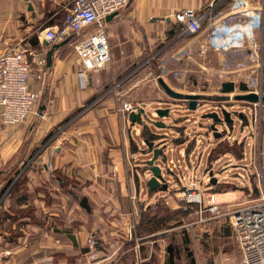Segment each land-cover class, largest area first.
I'll return each instance as SVG.
<instances>
[{"label":"rangeland","instance_id":"1","mask_svg":"<svg viewBox=\"0 0 264 264\" xmlns=\"http://www.w3.org/2000/svg\"><path fill=\"white\" fill-rule=\"evenodd\" d=\"M230 1L228 0L226 5ZM245 1L248 3L247 0L241 1L239 9L244 10L242 4ZM258 1L262 2L263 0H249L254 5ZM64 13L62 14L64 15ZM238 17H240L239 14ZM214 18H217L216 14H214ZM256 20L257 17L252 19L249 24L255 25ZM238 21L241 20L235 22ZM220 23L222 25L226 22L220 21ZM43 28L46 26L40 21L32 23L33 36L35 32L37 33ZM202 30L197 35L184 33L183 40L172 39V41L169 37H165L164 40L156 41L151 50H148L140 60L141 62L143 60V63H140L139 67L137 66L138 68L135 69L140 68L139 72L133 70L126 73L127 69H125L108 78L107 70H104L103 75L98 77L96 73H92L93 71L90 72L92 74L87 72L85 83L78 85L79 90L88 92L82 106L75 108L63 121L53 127L50 130L52 134L46 139L34 143L28 150L29 154L25 158L23 157V164L19 165L20 167H18V163L15 164L14 168H22L25 163L30 162L38 155L41 146L43 148L48 146L51 151L48 154L47 166L49 167L47 169L51 168L55 162V137L73 121L83 117L85 113L96 107L100 100H107V103L110 102L111 106L113 105L118 113L116 118L111 115L112 111L109 110L110 114L107 113V118L100 119L99 124H95L92 128L89 127L94 134L98 130L107 129V139H110L109 133L114 137L115 147L111 146L114 148V154L111 155L113 152L107 150V153H102L101 157L107 179L100 176L96 181L93 179H91L92 182L84 181L77 179V170H75V174L71 175L67 173L66 168L54 167L47 171V181L42 188L43 200L49 211L57 212L60 214L58 219H63L58 221L59 223L70 224L76 220L75 217L79 218V213L84 220L88 221L86 223L85 246L87 251L94 252L95 256L90 254L89 258L92 256L94 259L91 262L95 264H139L138 256L142 258L141 254H143L144 248L146 251L147 245L150 246L152 252L150 264H164L168 244H172L174 248L180 250L178 264H188L191 257L194 258L196 264L240 263V252L232 237L233 234L229 238H221L220 235L222 228L228 229L229 233L230 230L232 231L227 225L229 218L226 216V220L225 217L224 227L220 226L219 229L213 224L214 219L206 221L205 218H208L211 213L205 209L214 206L208 205L211 203L210 196L212 194L204 197L202 192L208 194L205 191L214 187L209 183L210 171L214 177L221 180L231 177L230 175L242 173L246 175L245 179L239 177L232 179L241 186H250L249 178H251L252 184L255 182L256 189L259 186L256 180L259 164L264 172V104L261 99L255 103L246 99H238L236 96L247 93H255L259 97L264 95V47L260 46V37L256 36L252 40V43L256 45L255 50H250L249 46V49L247 47L224 51L221 48L218 51L214 45L207 41L209 36H216L217 32H211L206 37L208 30L206 31L204 26H202ZM63 53L74 54L73 46L66 45ZM149 53H157V55L151 63L147 64L145 58ZM73 66L75 70H80L78 65ZM132 68L133 65L128 66L129 70ZM31 69L32 73L40 74L43 78L44 69L36 71ZM147 71L152 74L147 76ZM158 77L175 92L198 94L203 98L197 99L196 108L190 110L187 100L174 99L166 95L157 81ZM39 81L33 79L31 87L39 91L37 100L45 101L47 99L44 93L45 89L41 91V83L36 84ZM225 82H233L234 86L231 91L222 92V83ZM241 82L247 86L246 90L239 88ZM132 85L137 87L130 91ZM128 88L130 89L127 90ZM216 95L225 96L227 99H215ZM124 103L133 105L131 111L134 112L144 108V114L141 116L142 123L128 120V114L131 111L124 110ZM34 109H36L35 106ZM157 109H168V115L158 116ZM223 110L230 113L231 123L225 122ZM210 112H216L221 122L201 117L202 114ZM35 113H31L28 118L32 119ZM38 117L40 118V116L35 118ZM93 120L91 118L83 119L79 127L84 129L82 125H88ZM155 122H160L163 126L158 127L154 124ZM213 122L216 131L221 133L220 137L213 136V130L210 128ZM35 123V121L31 124L28 123L29 127H34ZM119 124L122 125L120 134L123 133L128 144L120 137L119 131L114 130L118 128ZM85 129L82 131L85 132ZM143 129L148 130L155 137L148 140L153 141L154 146L160 150L154 165L161 168L160 180L162 184H167L166 190L149 191L147 188V180L152 175L148 170L147 162L152 158V153L143 141L147 138L141 136ZM83 135L85 136V133ZM234 142H242L243 158L240 160L237 159L236 152L240 149L233 145ZM109 143H112L111 140ZM65 145H67L66 142ZM65 149L69 155L72 154L71 147L65 146ZM177 150H181V153ZM173 153L180 159L173 156ZM79 155L84 156L82 162L90 161L93 156V154L90 155L86 147L81 149ZM98 156L99 154L96 155V157ZM217 157L218 159H216ZM178 159L183 161L182 164ZM209 160L211 161L209 162ZM113 161H120L122 164L118 173L114 167L109 171V166L114 164ZM90 162L94 163V160L92 159ZM188 163L190 166L184 168V166H188ZM33 170L35 169L33 168ZM68 171L70 173L71 169ZM21 174L26 175L25 172H21L20 177H22ZM35 174L37 175L39 172H35ZM10 175L9 172L7 176ZM26 177L27 175L24 176V179ZM103 179H106V182ZM60 180H62L61 183ZM37 188L40 190V187ZM257 192L253 189L252 197L257 196ZM25 193L23 188H18L16 196L20 197ZM26 194L28 199L33 195V193ZM109 195H113V199H109ZM236 195V192H231L228 195H223L220 200L236 199ZM6 196L5 191L0 196L2 201ZM82 197H86L88 208L80 205ZM215 198L217 201L218 194H215ZM245 198H249V196L247 195ZM236 201L221 204L217 208L220 213H225L232 208ZM219 202L217 201V203ZM27 206L24 208H33V210L36 208L33 203H29ZM16 209L18 210V207ZM3 211L0 208V212ZM143 212L144 214L141 216ZM152 213H156L152 218L154 221L150 218ZM44 215L48 220V226L54 225L56 216L49 213ZM32 218L30 220L39 221L36 215ZM152 221L153 224L158 221L157 229L147 232L145 226L151 224ZM73 225L71 224L72 229ZM99 227L102 228V231ZM105 228H107L106 232H104ZM1 229L2 227H0ZM136 241L139 243V255L135 250ZM99 242L102 245L98 248ZM141 242L145 245L140 244ZM103 244H106V248Z\"/></svg>","mask_w":264,"mask_h":264},{"label":"crops","instance_id":"2","mask_svg":"<svg viewBox=\"0 0 264 264\" xmlns=\"http://www.w3.org/2000/svg\"><path fill=\"white\" fill-rule=\"evenodd\" d=\"M227 1L228 0H131L126 6L119 9L113 18L109 21L105 20L110 49V61L104 69L93 71L92 73H96L98 77L103 75L104 70H107L108 78L113 77V75L125 69H127L126 73L133 70L139 72L140 68L137 70L135 69L139 67L140 63H143V60L142 62L140 60L148 50H151L152 45L156 41L164 40L165 37H169L170 40H183L184 37L182 35L184 33L181 30L180 24L172 17L173 12L191 8L200 15L203 10L214 5L213 12L215 13L224 11L227 6ZM241 1L244 0H231L228 4V8L241 7ZM71 2L72 0H0V55L11 49H26V51H29L27 55L31 68L35 71L41 68L44 69L43 78L40 83L42 86L41 91L45 89L44 93L47 96V101H41V99L37 100L35 105L36 109H34V112H36L35 116H33L32 119L28 118V121L26 120L25 122L26 124H18L7 128L2 125L0 120V190L6 184V181L9 180V176L7 175L9 172L12 173L15 164L18 163V167L23 164L22 159L29 154L28 150L33 144L38 140L39 142L41 139L43 140V137H45L59 122L63 121L69 113L75 108L81 107L85 101V97H87L86 95L88 92L79 90L78 85L79 83L84 84L85 75L92 73L84 72L81 68H79L80 70H75L73 65H78L76 56L71 53H63V49L66 46L65 44L53 50L50 64L48 65L46 61L47 51L50 46L56 42L44 43V40H39L37 38L38 32L36 33V39L33 38L32 23L40 21L41 24H46L51 17L62 15V13L68 9ZM29 6H31V9H29ZM242 6L243 8H247L249 7V3L245 1ZM49 11H51V15L47 17L46 12ZM248 11L251 16V21L252 19H256V11L254 9ZM61 18L62 16H59L57 22H59ZM219 22L220 21L217 20L215 23L216 25H212V23L208 21L204 22V29H206V31L208 30L206 37L209 36L211 32L215 33V31H219L218 28L221 25ZM249 26H251V24H249ZM155 55H157V53H149L145 58V62L147 64L151 63ZM132 65V70H129L128 66ZM146 73L147 76L152 74L150 71ZM136 87V85H132L131 89L128 88L127 90L130 89L131 91ZM109 110L112 111L111 115H114L115 118L118 116V113L113 105L111 106L110 102L107 103V100H100L96 107L85 113L83 117L73 121L64 131L60 132V134L55 137L56 143L54 147L56 149V154L54 157V166H51L49 169L54 167L66 168L67 173L71 175L75 174V170H77V179L84 181L92 182L91 179L96 181L97 177L100 176H104L107 179V173H105L104 164L101 163V157L102 153H107V150L113 152L111 155L114 154V148H111V146L115 147L113 142L114 137L109 133L110 139H107V129L98 130L96 134H94L92 129L90 131V128L94 127L95 124H99L100 119L107 118ZM37 116H40V118H35ZM86 118L94 120L89 122L88 125H82L84 129L86 128L85 132H83L84 129L79 126L82 124L80 122ZM34 121L36 125L34 127H29L28 123L31 124L34 123ZM117 127L118 128L114 130L119 131L120 134L122 125L119 124ZM82 132L85 133V136ZM120 137L128 144V142L125 141L123 133L122 135L120 134ZM110 140L112 143H109ZM65 142L67 145H65ZM126 144L124 145L125 148L127 147ZM65 146L71 147V155L67 153ZM83 147H86L91 156L93 154L90 161L93 159L94 163L90 161L82 162L84 156L81 157L79 152H81ZM41 148L39 149L38 155L30 162L25 163L16 175L17 177L21 172L26 173V193H29V195L33 193V195L29 196V199L26 198L27 194L25 193L23 200L19 201L18 207H26L29 203L35 204L36 209L34 213L37 218H39V221H32L29 216L16 219L4 218L5 212L9 215H13L11 207L15 205L12 202L13 198L11 192L7 190L11 188L12 184L17 179L15 177L4 190V193L5 191L7 193L4 201L0 198V208L4 210L0 212V227H2L0 230V264H87V262H89V255L93 254L95 256L94 252L90 253L91 251H87L85 246L87 234L86 223L88 221L84 220L79 213V218L74 216L76 220H73L70 224L64 225L63 222L59 223L58 221L63 220L58 219L60 214L57 212H50L47 204L43 200L44 193L42 188L47 181L46 175L47 171H49V169H47V167H49L47 166V159H49L48 154L51 149L48 146L44 148L41 146ZM177 152L181 153V150H177ZM97 154H99L98 157H96ZM173 156L179 158L174 153ZM179 161L182 164L183 161ZM113 162V166H109V171L114 167L117 169L118 173L122 164L120 161ZM67 165H69V167H67ZM189 166L188 163V166H184V168ZM33 168L35 170H33ZM36 169L40 170L37 171ZM70 169L71 172L69 173L68 170ZM34 171L39 172V174L36 175ZM230 176L231 177L222 178V180L216 177V184H214V187L209 188L211 190L205 191L208 194L202 192L204 197L212 194L214 202L208 205L214 207H210V210L205 209L211 213L205 220L214 219L215 221H213V224L217 229H219L220 226L224 227V221H226L228 217V210L225 213H220L217 206L237 200L232 205L234 206L245 200V197L248 194H252V190L256 188L255 182L252 184L251 178H249L250 186H241L237 181L232 179L236 177L245 179V174L240 173L239 175ZM106 179H103V181L105 180L106 182ZM37 187H40V190ZM231 192L237 193L236 199H230L228 201L220 200L223 195H228V193ZM14 193V196H16V192ZM215 194H218L217 201L222 203H217ZM108 197L109 199H113V195H109ZM48 213L56 216L55 222H53L54 225L52 226H48V220L46 219V215H44ZM60 213L62 214L61 211ZM41 217H43V220H41ZM225 217L226 220H224ZM216 218L219 219L217 220ZM71 224H74L73 229ZM227 225L229 229H231L228 220ZM99 228L102 231V228ZM106 231L107 228L104 229V232ZM220 235L221 238H229L232 235V231L230 230L229 233L228 229L225 230V228H222ZM140 244L145 245L142 242ZM100 245L102 244L99 242L98 248ZM105 245L106 244H103L104 247ZM143 251V254H141L142 263L150 264L151 262L149 260L152 255L150 246L147 245L146 251L145 248ZM86 260L87 262L85 263Z\"/></svg>","mask_w":264,"mask_h":264},{"label":"built area","instance_id":"3","mask_svg":"<svg viewBox=\"0 0 264 264\" xmlns=\"http://www.w3.org/2000/svg\"><path fill=\"white\" fill-rule=\"evenodd\" d=\"M130 1L72 0L66 10L62 26L43 28L38 31L37 38L49 43L71 38L76 61L81 70L85 72L101 70L110 61L105 18L126 6ZM248 3V9L228 8L227 5L224 11L215 13L214 5H211L200 15L191 8L181 9L173 12L172 17L180 24L183 33L194 35L202 31L206 21L212 24L217 20L226 22L227 26L220 25L221 30L218 28L216 36H209L208 43L214 45L218 51L221 48L224 51L247 47L249 49V46L250 50H255L256 45L252 43V40L256 36L260 37V46L264 47V0L258 1L255 5L249 1ZM251 9H254L257 14L255 25L249 26L252 36L250 39H243L240 48L232 47L235 40L230 36L232 34L230 23L237 20L250 23L251 16L248 10ZM214 14L217 18H214ZM238 14L240 17L237 18ZM245 16L250 18L246 19ZM28 52L26 49H11L0 55V120L6 127L25 123L29 115L34 112V106L39 97V91L31 87V80L41 81L42 78L40 74L32 73ZM132 109L133 105L124 103L126 112ZM261 168L259 164L256 172V180L259 184L258 195L252 197V194H248L249 198L232 206L227 212L232 234L240 252L239 264H264V172ZM210 201L214 202L212 196ZM135 244L136 253L139 255V243L136 241ZM93 259L91 256L88 264H95L91 262ZM141 262L142 259L138 256V263Z\"/></svg>","mask_w":264,"mask_h":264},{"label":"water","instance_id":"4","mask_svg":"<svg viewBox=\"0 0 264 264\" xmlns=\"http://www.w3.org/2000/svg\"><path fill=\"white\" fill-rule=\"evenodd\" d=\"M29 9H31V6H29ZM117 12H113L112 14L106 16L105 20L109 21L111 18H113V16L116 15ZM44 43H48L47 41H44ZM66 43V40H62L60 42H56L54 44H52L50 46V48L47 51L46 54V61L47 64H50V60H51V55L53 53V50L58 48L59 46L63 45ZM157 81L159 82V84L162 86V88L164 89V92L174 98V99H179V100H187L188 101V109L190 110H194L196 108V100L203 98L201 95L198 94H184V93H179V92H175L174 90H172L161 78H157ZM233 82H225L222 83V92H228L231 91L233 88ZM239 88H241L242 90H246L247 86L244 83H240L239 84ZM213 98V97H212ZM215 99H227V97L225 96H214ZM236 98L238 99H246L248 101H258L259 99H261V101L264 104V95L263 96H258L255 93H247V94H239L236 96ZM158 116L162 117V116H166L168 115V109H157L156 110ZM223 116H224V120L227 123H231L232 119L230 118V113L226 110H223ZM142 114H144V108H140L137 110V112L131 111L128 114V120L130 122H138V123H142L141 121V116ZM202 118H212L214 122H221V119L218 117V114L216 112H210V113H206V114H202L201 115ZM211 124L210 128L213 130V136L214 137H220L221 133L216 131L215 128V124ZM156 126L161 127L163 126L160 122H155L154 123ZM144 143L146 144L147 149H149L152 153V158L150 160H148L147 165H148V170L151 172V177L147 180V188L149 191L158 189V190H166L167 188V184L161 182L160 177H161V168L158 165H154V161L158 158L159 155V148L157 146H154V142L150 141L148 139H144L143 140ZM209 183L214 185L216 183V177H214L212 175V172H209ZM80 205L88 208V204H87V199L86 197H82L80 200Z\"/></svg>","mask_w":264,"mask_h":264},{"label":"trees","instance_id":"5","mask_svg":"<svg viewBox=\"0 0 264 264\" xmlns=\"http://www.w3.org/2000/svg\"><path fill=\"white\" fill-rule=\"evenodd\" d=\"M50 15H51V11L46 12V16L47 17H49ZM62 15L60 14L59 16H62ZM65 15H66V13H64L63 17L61 18V20L59 22H57V18H59V16L51 17L46 22L45 26L48 27V26H54V25L57 24L58 26L61 27L62 24H63V20H64ZM33 38L36 39V32H35V35H34ZM65 40H66V43H65L66 45L71 44V42H72V39L71 38H67ZM149 133L150 132H148V130L143 129V131L141 133L142 138L154 139L155 137L151 133L150 134ZM51 134H52V131H49L47 133V135L44 137V139H46ZM233 145H235L236 147H238L240 149V150L236 151L237 152V156H238L237 159L238 160L242 159L243 158V151L241 150L242 142L241 143L234 142ZM220 156H222V155H220ZM209 157H210V155H209ZM216 159H218V157ZM210 161L211 160H209V162ZM19 171H20L19 168H14L13 169L11 175L9 176V180H7L6 181V184L1 188L0 194H2L4 192V190L9 186V184L12 182V180L15 178V176L19 173ZM21 175H22V177L19 176L14 181V183L11 186V188L9 189V192H11V195H12V198H13L12 202L15 205V206H12L11 207V209L13 211V215L5 214V217L4 218H11V219H14L15 218L16 219V218H20V217H24V216H29L31 218L33 216L35 217L34 211H35L36 208L33 210V208L26 209L28 206L26 208H24V207H18L19 201H22L23 200L24 195L23 196L21 195L20 197L14 196V194H15L14 192H17L18 188H23L26 191V188H24V186H25V180H26L27 177L24 179V176H26V175H24V176H23V174H21ZM61 182H62V180H60V183ZM255 190L257 192V189L256 188H255ZM257 194H258V192H257ZM74 196L75 195L73 194V197ZM16 207H18V210L16 209ZM143 214H144V212L141 214V216H143ZM155 215H156V213H152L150 218L151 219L154 218ZM153 221H152L151 224L145 226V230L147 232L150 231V230H156L157 229L158 221L156 223H154V224H153ZM179 251L180 250H178V248H176V247L174 248V246H172V244H168L167 245V257H166V260L164 261V264H178L177 263V260H178ZM188 264H196L194 258L191 257V259H189Z\"/></svg>","mask_w":264,"mask_h":264},{"label":"clouds","instance_id":"6","mask_svg":"<svg viewBox=\"0 0 264 264\" xmlns=\"http://www.w3.org/2000/svg\"><path fill=\"white\" fill-rule=\"evenodd\" d=\"M248 17L250 18V16H246V18ZM230 25L232 27V34L230 36L235 40V43L233 42L232 47L240 48L241 41L243 39H250V37L252 36L249 23H245V21H238L234 23L232 22L230 23ZM222 26H227V24L222 23ZM224 35H226V33H224Z\"/></svg>","mask_w":264,"mask_h":264},{"label":"bare ground","instance_id":"7","mask_svg":"<svg viewBox=\"0 0 264 264\" xmlns=\"http://www.w3.org/2000/svg\"><path fill=\"white\" fill-rule=\"evenodd\" d=\"M195 198V197H194Z\"/></svg>","mask_w":264,"mask_h":264}]
</instances>
